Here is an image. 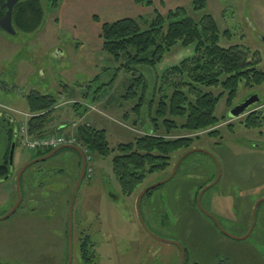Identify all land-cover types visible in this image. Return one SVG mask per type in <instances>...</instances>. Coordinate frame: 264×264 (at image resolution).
<instances>
[{
	"label": "rangeland",
	"instance_id": "obj_1",
	"mask_svg": "<svg viewBox=\"0 0 264 264\" xmlns=\"http://www.w3.org/2000/svg\"><path fill=\"white\" fill-rule=\"evenodd\" d=\"M88 1V8L96 2ZM40 2L44 20L37 30L0 29L1 114H13L18 123L27 124L31 113L26 95L37 91L58 101L53 116L56 127L51 125V133L73 135L79 123H89L105 129L115 147L152 131L156 103L151 109L145 107L140 119L132 113L135 103L124 100L123 94L133 73H126L119 67L123 62L102 49V19L93 18L88 8L75 11V6L64 0ZM54 2H58V8L53 7ZM159 3L154 0L150 7L137 5L132 17L154 16ZM179 4L195 20L213 15L222 34L220 43L242 44L257 53L261 57L259 67L264 71V0H207L206 9L201 11L193 8L191 0H181ZM161 8L159 12L166 14L163 4ZM225 31L229 36L223 34ZM193 53V46L179 43L154 68L139 67L150 85V98L154 96L152 92L157 101L160 94L171 91L172 81L165 83L162 76ZM112 79L114 82L107 85ZM213 92L218 95L222 88ZM253 94L264 104V83L249 88L242 82L234 102L240 103ZM74 102L79 114L73 109ZM230 109L226 93L216 107V115L226 118L215 127L220 136H211L206 130L190 135L194 147L214 154L222 168L220 180L205 191L202 203L234 238L225 235L196 205L199 186L218 173L217 161L204 152L187 156L176 175L150 191L141 202L150 230L161 238L179 242L186 252L187 264H264V202L258 208L252 233L246 239L236 238L247 232L253 203L264 198V126L247 128L240 123L244 116L228 117ZM127 111L132 113L129 120L124 116ZM229 123L234 124L232 129ZM62 124L63 128L56 132ZM183 133L175 132L180 136ZM6 135L4 132L0 137L2 155ZM32 154L35 153L24 142L19 143L14 155V177ZM114 154H91L88 160L93 173L89 178L86 174L74 204L72 264H85L80 250L85 236L91 238L97 254L91 264H179L180 250L154 238L142 225L136 212L138 194L123 193L113 171ZM181 154L183 151H178L174 161ZM75 155L74 150L64 149L25 171L19 208L0 220V264H66L69 199L81 168L75 163ZM173 166L167 173L148 176L141 188L165 179ZM14 179L0 182V218L17 199Z\"/></svg>",
	"mask_w": 264,
	"mask_h": 264
},
{
	"label": "trees",
	"instance_id": "obj_2",
	"mask_svg": "<svg viewBox=\"0 0 264 264\" xmlns=\"http://www.w3.org/2000/svg\"><path fill=\"white\" fill-rule=\"evenodd\" d=\"M135 2L148 7L154 5V0ZM192 6L195 10H205L207 0H192ZM53 7L58 8V2H54ZM154 12V16L150 18L141 15L103 22L100 32L105 53L117 62L122 61L119 67L125 69L126 73H133L131 83L123 94L124 100L135 103L132 113L140 119L145 113L144 108L151 109L156 103V116L152 117L155 125L153 130L136 137L133 142L112 147L107 131L103 128L83 122L73 129L76 143L85 151L86 157L91 154L107 157L115 153L112 158L113 171L123 193L128 196L138 194L148 176L167 173L177 162L173 156L178 151L185 153L192 149L194 138L191 133L206 130L211 136H220V130L215 127L226 118L216 115V107L226 93L232 108L236 105L234 100L242 82L249 88L264 83V71L259 67L260 55L251 53L242 44L222 45V34L213 15L205 14L195 20L183 6L170 9L166 14L156 8ZM43 20L44 10L40 0H20L14 7L13 25L18 30L33 32L42 25ZM223 34L229 36L230 33L225 31ZM179 43L193 46L194 53L166 70L162 78L165 83L172 81L171 91L160 94L156 101L155 92H152L154 96L149 97L150 85L142 72H139V67L154 68ZM112 82L114 79L107 85ZM104 86L103 84L100 88ZM218 88H222V92L216 95L213 89ZM26 100L31 113L27 124L29 134H48L59 105L57 99L52 95L31 91L26 95ZM263 105L259 102L252 107L240 123L247 128L263 127ZM73 106L74 111L79 114L76 102ZM132 113L125 112V118L129 120ZM134 122L138 123L136 119ZM233 125L229 123L228 127L232 129ZM63 126L64 124L57 126L56 132ZM177 130L185 133L177 135ZM51 151L52 149L36 151L30 158L44 156ZM74 152L79 155L76 150ZM39 163L30 167H36ZM78 166L81 167V162ZM37 171L41 169L38 167ZM8 173L10 165L7 153L0 159V177ZM214 178L213 175L208 182L201 184L198 191ZM94 247L91 238L85 236L80 245L85 264H91L97 257Z\"/></svg>",
	"mask_w": 264,
	"mask_h": 264
},
{
	"label": "water",
	"instance_id": "obj_3",
	"mask_svg": "<svg viewBox=\"0 0 264 264\" xmlns=\"http://www.w3.org/2000/svg\"><path fill=\"white\" fill-rule=\"evenodd\" d=\"M19 1L20 0H0V29L5 30V31H8V32H12L13 31V28H14V26H13V10H14L15 5ZM259 100H260V98H259V96L257 94L250 95L248 98H246L242 102L237 103L235 106H233L230 109V113H229V116L228 117L231 118V119H238L240 117L245 116L250 111V109L253 106H255L256 104L259 103ZM15 148H16V145H15V143H13L12 148H11V153H10V165L11 166L13 165V162H14ZM64 148L76 150L81 155V170H80V174H79V177L77 179L76 185H75V187H74V189H73V191L71 193V197H70V201H69V210H68L69 257H68L67 264H72V262H73V212H74V204H75V199H76V196H77L78 191L80 189V186H81V184L83 182V179L85 177V172H86V168H87L86 155H85L84 151L82 150V148L80 146L74 145V144H66V145H63V146H60V147L54 149L53 151H51L47 155H44V156L35 158V159L27 162L20 169V171L17 174V179H16V182H17V201L13 205V207L5 215H3L0 218V220L10 217L19 208V206L21 204V201H22L20 178L22 177V175L26 171V169L28 167H30L31 165H33V164H36L38 162H42V161L47 160L48 158L52 157L58 151H60V150H62ZM196 151L204 152V153L210 155L212 158H214L217 161V164H218V173H217L216 179L212 183H210L209 185H207L206 187H204L201 190V192H200V194L198 196V205H199V208L206 215H208L209 217H211L216 222V225L218 226V228L221 231H223V233L225 235L230 236V237H233L228 231H226L220 225V223L215 218V216L212 215L210 212H208L204 208V206L202 204L203 194L205 193V191L208 188H210V187L214 186L216 183H218V181L221 178V174H222V168H221V166L219 164V161L216 158V156L214 154L210 153L209 151L205 150V149L198 148V147H194V148L186 151L185 153H183L179 157V159L177 160V162L175 163V165H174V167L172 169V172H171V174L168 177H166L162 181H159V182H157L155 184H152V185H149V186L145 187L138 194L137 199H136V212H137L138 218L140 219V221H141L142 225L144 226V228L154 238H157L158 240L163 241V242H166V243H169V244H175V245H177L181 249V253H182L181 254L182 255V258H181V263L180 264H184L185 263V260H186V253H185L184 248L182 247V245L179 242L174 241V240H168V239L161 238V237L157 236L156 234H154L150 230V228L148 227V225L145 223L144 218H143V215H142V212H141V202H142V199H143V197L145 196L146 193H148L149 191L153 190L154 188L159 187V186L165 184L166 182H168L169 180H171L176 175L177 170H178L179 166L181 165V163L183 162V160L187 156H189L191 153L196 152ZM3 180H5V179H3ZM262 201H264V199L263 200H260V201H258L256 203V206L254 208V213H253L252 224H251L250 230L244 236H240V237H236V238H238V239H246L251 234V232H252V230H253V228L255 226V222H256V214H257L258 205Z\"/></svg>",
	"mask_w": 264,
	"mask_h": 264
},
{
	"label": "crops",
	"instance_id": "obj_4",
	"mask_svg": "<svg viewBox=\"0 0 264 264\" xmlns=\"http://www.w3.org/2000/svg\"><path fill=\"white\" fill-rule=\"evenodd\" d=\"M65 4H71L75 6V11H81L82 8H88V0H81L83 1L80 3V0H64ZM96 1L94 6L90 4V15L93 18L100 17L103 22H112L120 18L124 17H132L133 13L137 11V4L135 0H93ZM156 1V0H155ZM181 0H159V7L163 4V10H170L174 9L182 4H179ZM86 2V4H84ZM192 2V0H191ZM161 4V5H160ZM74 8H72L73 10ZM162 9V8H161ZM137 13V12H136ZM102 16H100V15ZM131 15V16H130ZM55 126V124H52ZM51 126V127H52Z\"/></svg>",
	"mask_w": 264,
	"mask_h": 264
},
{
	"label": "flooded vegetation",
	"instance_id": "obj_5",
	"mask_svg": "<svg viewBox=\"0 0 264 264\" xmlns=\"http://www.w3.org/2000/svg\"><path fill=\"white\" fill-rule=\"evenodd\" d=\"M21 126H22V124L21 123H18L17 121H16V119H15V117H14V115L13 114H1V112H0V137H1V134L2 133H4V132H6L7 133V135H6V138H5V143H6V147H5V151H4V153H3V155H2V152L0 151V159L1 158H3V157H5L6 156V154L8 153V155H9V165H10V153H11V148H12V145H13V143H15V145H19V141H20V138H21ZM17 146H16V148H17ZM31 160V158H29V159H27L26 160V163L28 162V161H30ZM74 160H75V163H76V161L79 163V162H81V155L79 154V155H75L74 156ZM26 163H24V164H26ZM77 163V164H78ZM24 166V165H23ZM22 166V167H23ZM21 167V168H22ZM15 171V169L13 168V165L11 166L10 165V173H8L6 176H4V177H0V182H4V181H6V180H10V179H14L15 180V184H16V189H17V182H16V179H17V174H18V172L20 171H17V174L15 175V177H14V172ZM38 172H41V171H38ZM25 173V172H24ZM23 173V174H24ZM79 174H80V172H79ZM23 176V175H22ZM78 177H79V175H78ZM78 177H77V179H78ZM217 177V176H216ZM215 177V178H216ZM22 178V177H21ZM21 178H20V186H21ZM215 178L213 179V181L215 180ZM3 179H5V180H3ZM34 179H35V177H33L32 176V178H31V182H33L34 181ZM213 181H211L210 183H212ZM209 183V184H210ZM209 184H207V185H209ZM206 185V186H207ZM205 186V187H206ZM204 188V187H203ZM202 188V189H203ZM202 189H200L199 191H198V194H197V192H196V196H195V201H196V205L198 206V208H199V205H198V196H199V194H200V192H201V190ZM21 194H22V188H21ZM264 198H261V200H263ZM16 201H17V199H16ZM16 201L14 202V204L16 203ZM258 201H260V200H258ZM257 201V202H258ZM22 202V201H21ZM257 202H255V203H253V205H252V209H251V216H250V219H251V223H250V225L248 226V228H247V232L250 230V227H251V224H252V218H253V213H254V208H255V206H256V203ZM262 202H264V201H262ZM261 202V203H262ZM261 203L258 205V208L260 207V205H261ZM203 204V203H202ZM253 206H254V208H253ZM205 208V207H204ZM200 209V208H199ZM201 210V209H200ZM202 211V210H201ZM203 212V211H202ZM257 212H258V209H257ZM204 213V212H203ZM213 215V214H212ZM256 217H257V214H256ZM211 218V217H210ZM216 218V217H215ZM212 219V218H211ZM212 221L214 222V224L216 225V222L212 219ZM254 228H255V226H254ZM254 228H253V230H254ZM252 230V231H253ZM246 232V233H247ZM252 233V232H251ZM173 245H175V244H173ZM179 250H180V253H181V249L177 246V245H175ZM183 247V246H182ZM186 253V252H185ZM182 254V253H181ZM181 258H182V255L180 256V260H179V262L181 263ZM187 262V259L185 260V263L184 264H187L186 263ZM179 263V264H180Z\"/></svg>",
	"mask_w": 264,
	"mask_h": 264
},
{
	"label": "built area",
	"instance_id": "obj_6",
	"mask_svg": "<svg viewBox=\"0 0 264 264\" xmlns=\"http://www.w3.org/2000/svg\"><path fill=\"white\" fill-rule=\"evenodd\" d=\"M22 132L24 135V145L32 151L56 148L64 143H74L76 140L74 136H67L64 134L29 137L25 128L22 129Z\"/></svg>",
	"mask_w": 264,
	"mask_h": 264
}]
</instances>
